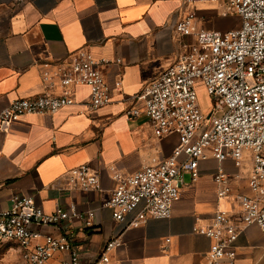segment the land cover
<instances>
[{"label":"crops","instance_id":"crops-1","mask_svg":"<svg viewBox=\"0 0 264 264\" xmlns=\"http://www.w3.org/2000/svg\"><path fill=\"white\" fill-rule=\"evenodd\" d=\"M196 5L206 29L240 26L228 23L231 16H223L217 3ZM185 6V0H0V110L17 98L45 91L41 77L45 61H63L86 48L96 58L113 62L104 68L113 87L111 103L91 110L90 88L79 86L72 105L53 114H27L0 129V210L8 209L15 196L33 197L48 213L57 204L68 208L71 203L79 210H96L94 228L80 220L37 227L45 234L68 237L84 264L96 262L106 242L120 234L123 244L111 254L116 264H208L211 240L193 227L197 219L200 225L208 224L219 208H232L233 198L217 196L215 159L201 162L197 181L184 174L181 198L170 218H149L128 227L137 212L118 222L112 209L103 206L116 188V172H136L153 158L170 155L179 143L174 134L157 139L145 113L130 117L127 112L143 107L137 94L195 43L193 36L173 29ZM117 58L121 64L114 62ZM83 164L99 173L100 191L68 188V172ZM222 165L234 193H250V157L239 170L240 178L232 162ZM232 216L239 220L234 212ZM236 251V264H264L262 230L242 223Z\"/></svg>","mask_w":264,"mask_h":264},{"label":"built area","instance_id":"built-area-1","mask_svg":"<svg viewBox=\"0 0 264 264\" xmlns=\"http://www.w3.org/2000/svg\"><path fill=\"white\" fill-rule=\"evenodd\" d=\"M200 1L219 4L221 14L239 18L240 26L228 31L204 28L196 5ZM185 5L186 11L173 29L193 36L195 43L137 94L143 107L127 112L130 117L145 113L157 139L174 134L179 143L170 155L153 158L136 172H116V188L103 206L112 209L118 222H126L129 214L137 212L128 227H138L149 218H170L181 198L184 174L197 181L201 162L215 159L219 162L214 174L217 196L233 198L232 208L217 209L205 225L197 219L193 231L211 240L208 264H236L241 224L257 225L264 233V0H185ZM114 62L121 64L122 60ZM110 63L86 48L63 61H45L41 74L45 91L17 98L0 110V129L27 114H53L72 105L79 86L90 88L91 110L111 103L113 87L104 73ZM199 82L210 96V109L201 106ZM120 84L121 80L115 82L116 87ZM247 157L252 162L250 193L235 194L222 164L232 162L238 169L236 178H240ZM66 180L71 190L102 189L99 173L89 164L70 170ZM95 219L96 210H79L75 203L68 208L57 204L48 213L33 197L15 196L8 209L0 210V245L16 244L21 264H84L68 237L45 234L37 227L80 220L90 229ZM122 244L121 234L108 240L93 264H116L111 254Z\"/></svg>","mask_w":264,"mask_h":264},{"label":"rangeland","instance_id":"rangeland-1","mask_svg":"<svg viewBox=\"0 0 264 264\" xmlns=\"http://www.w3.org/2000/svg\"><path fill=\"white\" fill-rule=\"evenodd\" d=\"M227 21L228 23H239L240 19L231 16ZM196 87L199 92L200 103L203 110L210 109L211 100L206 88L201 82H199ZM185 179L189 180L190 176L186 175ZM0 264H21L20 252L16 244L8 242L0 245Z\"/></svg>","mask_w":264,"mask_h":264}]
</instances>
